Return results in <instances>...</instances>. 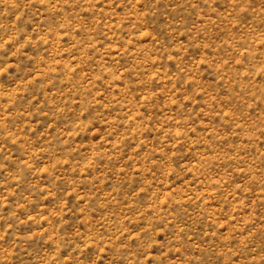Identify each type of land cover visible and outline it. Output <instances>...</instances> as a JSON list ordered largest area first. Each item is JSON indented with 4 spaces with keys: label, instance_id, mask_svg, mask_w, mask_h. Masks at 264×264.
I'll list each match as a JSON object with an SVG mask.
<instances>
[{
    "label": "rangeland",
    "instance_id": "374dc122",
    "mask_svg": "<svg viewBox=\"0 0 264 264\" xmlns=\"http://www.w3.org/2000/svg\"><path fill=\"white\" fill-rule=\"evenodd\" d=\"M0 264H264V0H0Z\"/></svg>",
    "mask_w": 264,
    "mask_h": 264
}]
</instances>
